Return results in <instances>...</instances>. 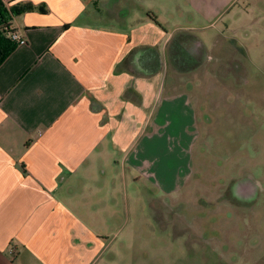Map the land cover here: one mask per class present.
Segmentation results:
<instances>
[{
	"label": "crops",
	"instance_id": "obj_1",
	"mask_svg": "<svg viewBox=\"0 0 264 264\" xmlns=\"http://www.w3.org/2000/svg\"><path fill=\"white\" fill-rule=\"evenodd\" d=\"M6 2L33 9L13 18L25 43L0 65V264H104L117 186L143 177L170 197L192 175L182 135L197 112L178 83L194 71L176 69L174 35L139 4L122 20L93 16L95 0ZM176 148L182 173L167 168Z\"/></svg>",
	"mask_w": 264,
	"mask_h": 264
},
{
	"label": "rangeland",
	"instance_id": "obj_2",
	"mask_svg": "<svg viewBox=\"0 0 264 264\" xmlns=\"http://www.w3.org/2000/svg\"><path fill=\"white\" fill-rule=\"evenodd\" d=\"M136 4L174 35L176 69L194 71L178 83L197 112L182 135L185 147L195 136L192 175L170 197L143 177L117 186L116 212L105 214L117 254L104 264H264V0H95L91 12L113 7L122 19ZM171 160L174 172L188 163L180 148ZM246 177L260 195L242 203L230 189Z\"/></svg>",
	"mask_w": 264,
	"mask_h": 264
},
{
	"label": "trees",
	"instance_id": "obj_3",
	"mask_svg": "<svg viewBox=\"0 0 264 264\" xmlns=\"http://www.w3.org/2000/svg\"><path fill=\"white\" fill-rule=\"evenodd\" d=\"M32 9L30 5L10 6V3L0 0V65L18 46L9 36L13 18Z\"/></svg>",
	"mask_w": 264,
	"mask_h": 264
},
{
	"label": "water",
	"instance_id": "obj_4",
	"mask_svg": "<svg viewBox=\"0 0 264 264\" xmlns=\"http://www.w3.org/2000/svg\"><path fill=\"white\" fill-rule=\"evenodd\" d=\"M230 190L232 196L242 203L256 199L258 194L257 185L248 177L236 181Z\"/></svg>",
	"mask_w": 264,
	"mask_h": 264
},
{
	"label": "built area",
	"instance_id": "obj_5",
	"mask_svg": "<svg viewBox=\"0 0 264 264\" xmlns=\"http://www.w3.org/2000/svg\"><path fill=\"white\" fill-rule=\"evenodd\" d=\"M3 2H6V0H2ZM9 36L12 40H14L18 45H22L25 43V41L20 38L17 34V32H15L14 30H11L10 29V32H9Z\"/></svg>",
	"mask_w": 264,
	"mask_h": 264
},
{
	"label": "flooded vegetation",
	"instance_id": "obj_6",
	"mask_svg": "<svg viewBox=\"0 0 264 264\" xmlns=\"http://www.w3.org/2000/svg\"><path fill=\"white\" fill-rule=\"evenodd\" d=\"M190 52V51H189Z\"/></svg>",
	"mask_w": 264,
	"mask_h": 264
}]
</instances>
